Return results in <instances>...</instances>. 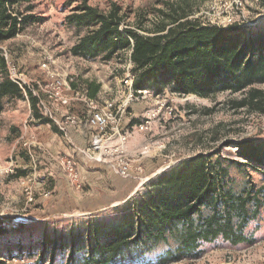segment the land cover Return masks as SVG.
Instances as JSON below:
<instances>
[{
  "label": "rangeland",
  "instance_id": "1",
  "mask_svg": "<svg viewBox=\"0 0 264 264\" xmlns=\"http://www.w3.org/2000/svg\"><path fill=\"white\" fill-rule=\"evenodd\" d=\"M84 4L102 12L109 11L113 5L120 6L129 15L123 28L141 35H149L142 28L153 30L158 24L181 16H186L184 21L204 26L239 25L251 33H264V0H34L30 3L33 8L25 14L34 15L40 21L25 26L14 39L0 42V54L7 56V63L16 65L39 82L45 79L48 82L41 65L51 56L58 72L65 70L82 89L89 90L90 83L100 85L103 91L98 100L101 102L109 100L117 106L126 105L120 130L132 132L126 144V156L133 161L134 178L130 180L135 182L133 186L137 190L126 202L93 208L78 196L85 190L81 177L78 188L60 165L62 178L72 195L68 197L64 190L56 191L57 174L50 176L49 162H42L39 151L28 144V137L33 133L29 131L25 136L26 128L53 125V121L39 107L40 119L36 118L32 106V116L26 118L28 107L24 101L30 102L26 97L6 103L0 114V222L7 231L0 236L4 264H37L42 252L47 253L46 263L54 255L55 264H67L71 235L80 244L78 240L90 226L120 221L132 201L152 183L197 155L213 157L214 161L221 158L230 173L229 185L236 193L246 188L250 180L258 187L264 185V174L243 164L245 159L239 156L236 147L245 140L264 141V115L235 107L244 94L226 92L201 98L182 96L165 88L161 94L149 90L150 95L131 101L124 83L130 51L109 62L101 58L88 61L71 54V48L87 30L71 25L68 17ZM24 7L27 5L21 9ZM257 88L264 89V85ZM146 122L149 129L138 131ZM114 138L117 142L118 137ZM130 142L136 149L134 153L129 151ZM146 154L145 163H141ZM11 161L15 164L14 173L7 174ZM140 167L143 172L138 170ZM245 233L252 239L251 243L234 246L218 239L205 243L199 258L171 264H264V208L248 224ZM171 248H174L172 241L113 264H157Z\"/></svg>",
  "mask_w": 264,
  "mask_h": 264
},
{
  "label": "trees",
  "instance_id": "2",
  "mask_svg": "<svg viewBox=\"0 0 264 264\" xmlns=\"http://www.w3.org/2000/svg\"><path fill=\"white\" fill-rule=\"evenodd\" d=\"M33 1L0 0V42L14 39L25 26L40 21L25 14L32 10ZM128 17L118 5L107 12L88 4L78 7L68 17L69 23L87 32L71 48L72 56L109 62L132 51L136 92L161 94L170 88L182 96L201 98L244 94L235 107L264 115V89L257 88L264 85V33H251L239 25L204 26L181 16L153 30L142 28L149 35H141L123 28ZM7 66L0 54V114L6 103L25 99L23 90L9 79ZM89 88V96L96 98L98 87L92 83ZM28 96L40 119L38 99L31 92ZM236 147L245 159L243 164L264 174V141L245 140ZM223 164L221 158L214 161L197 155L169 171L132 201L120 221L90 226L78 240L80 244L71 235L67 264H113L172 241L174 248L157 263L171 264L199 258L202 246L218 239L234 246L251 243L245 229L263 211L264 185L258 187L250 180L236 193ZM6 232L0 222V236ZM19 254L21 258L23 253ZM46 255L42 252L37 264H55L54 255L48 263ZM4 262L0 253V264Z\"/></svg>",
  "mask_w": 264,
  "mask_h": 264
},
{
  "label": "built area",
  "instance_id": "3",
  "mask_svg": "<svg viewBox=\"0 0 264 264\" xmlns=\"http://www.w3.org/2000/svg\"><path fill=\"white\" fill-rule=\"evenodd\" d=\"M130 51V57H131ZM7 58V56H6ZM56 63L53 57L48 56L46 63L41 65V69L46 73L48 82H39L32 80L28 75L21 72L20 69L8 63L9 79L17 84L24 92L25 97L29 99L28 93L38 99V107L45 111V114L57 125L59 131L64 136H69L73 127L78 124V119L73 116H66L62 121H58L53 117L51 108L47 102L62 107H68L72 102L77 100L86 103L90 110V125L93 126L97 132L93 135L92 141L85 149L81 150V154L91 161L107 164L117 175L125 179L134 178L132 169L133 161L127 156L126 144L131 138L132 132H122L120 130L121 117L125 111L126 105L117 106L114 101L101 102L98 99H93L85 93L74 91L72 85L74 79L65 70L58 72L55 68ZM133 63L130 59V65L127 70L124 83L129 90V99L133 101L142 95H150L149 90H142L136 92L133 88L135 76L131 70ZM36 86V87H35ZM149 129V122L142 124L139 127L140 132ZM117 136V142L115 140ZM65 173L69 179L80 188V172L75 161L69 157L59 158ZM15 164L13 161L9 163L6 169L7 174L14 173ZM140 172L143 169L138 168ZM31 196V193L29 194ZM47 196V195H46ZM32 197V196H31Z\"/></svg>",
  "mask_w": 264,
  "mask_h": 264
},
{
  "label": "crops",
  "instance_id": "4",
  "mask_svg": "<svg viewBox=\"0 0 264 264\" xmlns=\"http://www.w3.org/2000/svg\"><path fill=\"white\" fill-rule=\"evenodd\" d=\"M45 82H47L46 79ZM94 87H98L99 90L96 98L93 99H98L99 94L103 90L100 85L94 84ZM72 89L89 96L88 92L90 88L89 90L82 89L78 84L74 83ZM24 104L28 107L26 118L31 117L32 109L30 102L24 101ZM47 104L51 108L53 117L58 121H62L68 115L78 119V124L71 129L69 136H64L54 122L53 125L40 124L35 126V128H31V130L25 129V136L33 133L28 137V144L33 145L34 151H39V159L42 162L43 160L49 162L50 169L48 171H50V176L56 174L58 176L57 179L54 177V180H56L55 190H59V192L64 190V194H67L68 197L72 195L67 182L62 178L61 164L58 161L60 157H70L77 165L85 189L78 196L81 199L84 198L93 208H97L100 205H103V207L107 205L113 206L115 203H123L131 198L137 190L133 186L134 181L121 178L114 174L107 164L91 161L80 153L81 150L89 146L96 132V129L90 125L91 113L86 103L77 100L72 102L68 107L54 105L49 101ZM29 131L31 132L29 133ZM130 143L128 144L130 153L136 152V149ZM147 154L143 156L141 163H145ZM36 174H39L38 170H36Z\"/></svg>",
  "mask_w": 264,
  "mask_h": 264
}]
</instances>
